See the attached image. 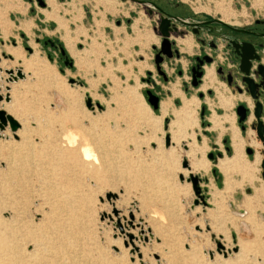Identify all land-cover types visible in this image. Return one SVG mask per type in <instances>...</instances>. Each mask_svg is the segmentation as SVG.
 <instances>
[{
    "label": "rangeland",
    "instance_id": "rangeland-1",
    "mask_svg": "<svg viewBox=\"0 0 264 264\" xmlns=\"http://www.w3.org/2000/svg\"><path fill=\"white\" fill-rule=\"evenodd\" d=\"M243 1L186 2L193 9L195 5H201L196 9L207 7L209 15H219L218 10L223 17L217 7L222 2L226 18L234 15L235 24L244 25L254 14ZM94 2L74 0L69 7L57 4L59 16L72 14L71 6L81 9L84 15L83 23L76 20L67 25L62 18L65 22L61 28L58 26L60 30L53 28L51 19L43 20L40 11L44 6L36 0H13L23 11L9 9L0 17V21L12 23L4 34L0 25V108L20 124L14 132L8 125L0 129V216H6L4 210H8L12 199L20 198L18 189L24 186L23 196L29 199L28 215L38 218L33 207L41 203L31 195L43 194L45 177L50 184L55 182L51 172L42 171L52 165L62 173L70 170L65 166L66 161L69 166V159L61 149L63 133L72 131L78 135L71 147H78L81 133L88 139L100 138L104 147L102 162L100 153L90 144L98 161L89 164L88 172L73 170L56 186L71 190L70 209L60 215L71 217L73 231L79 232L75 238L84 233L91 236L88 246L92 250L105 252L109 260L119 264H264V179L257 148L260 143L255 137L246 140L243 133L239 134V125L232 124L233 117L227 115L223 119L232 124V143L239 151L232 150L229 132L219 139V130L202 131L209 124L204 119L207 112L200 113V101L204 99L217 111L214 95L223 106L231 104L234 96L225 93L226 88L214 78L212 68L208 80L203 77L199 87L189 86L185 91L179 78L172 81L169 65L164 66L167 80L155 66L147 72L153 57L150 44L158 41L152 28L147 31V15L134 17L139 24H134V34L124 28H114L112 34L106 25L115 27V21L121 22L126 10L122 15L116 7L109 15L100 7L94 9ZM160 2L173 9L170 1ZM255 2V6H262L259 13L264 16V0ZM4 4L0 0L1 8ZM48 4L53 2L49 0ZM87 9L91 11V21ZM27 20L31 21L29 33L17 27L20 21ZM80 29L85 35L75 34ZM9 50H14L15 55ZM23 62H29V67ZM16 68L24 77L7 82L4 70ZM146 90L156 94L159 101L162 98L161 108L159 104L152 108ZM6 93L8 101L4 100ZM180 95L182 103L177 98ZM86 97L93 108L86 105ZM184 101L188 103L186 113L175 115ZM218 111L221 114V109ZM220 118L215 113L210 117L213 128L220 124ZM224 120L221 129L226 125ZM18 130L28 136L27 144ZM166 134L168 146L164 143ZM223 139H227L230 153L224 150ZM216 141L224 153L222 157L228 160L225 171L216 164L222 158L214 149ZM6 144L11 145L12 152L4 147ZM209 153L214 154L215 161L207 157ZM235 154L237 157L231 161ZM183 159L188 168L182 166ZM190 174L199 178L204 202L194 203L191 182L185 180ZM237 188H242L241 192Z\"/></svg>",
    "mask_w": 264,
    "mask_h": 264
},
{
    "label": "bare ground",
    "instance_id": "bare-ground-1",
    "mask_svg": "<svg viewBox=\"0 0 264 264\" xmlns=\"http://www.w3.org/2000/svg\"><path fill=\"white\" fill-rule=\"evenodd\" d=\"M3 1L5 2V4L4 6H2V8L0 7V17H2V15L9 9H18L19 11H23L21 7H17V5L13 3V0ZM97 2L104 5V7L107 9L112 6V3L114 1L97 0ZM217 7L224 14L222 19L228 22L231 21L230 18H226V16H228L226 13V5L222 4L221 2L217 5ZM232 22L235 23L236 21L233 20ZM0 25L1 30L4 34L5 32H8L12 23L4 19L0 21ZM17 27H19L20 29H24L27 33H29L31 21H20ZM176 42L178 44L184 45V47H181V49H187L191 45L190 38L184 39L177 37ZM9 51L15 55L14 50ZM23 64L26 67H29L30 65L29 62H23ZM209 68L212 67H206L205 74L203 76L206 80L209 79ZM204 83L205 81L203 82V84ZM187 106L188 103L184 101L183 108L180 110H175V115L180 111H184L186 113V110L184 108H186ZM162 110H164V107H162ZM17 133H19L20 138L22 139V141H24L23 143L27 144L28 139L26 138H28V136L25 135V133L20 132V130H18ZM63 134L65 137L62 136L64 138L61 139L64 147L61 150H63L65 156H67V158L69 159V166L67 165V161L65 162V166L69 167L70 170L66 173H62V171L59 170V167H57L56 165H52L47 170L42 171L44 173L51 172L55 178V182H53V184H50L49 181H46L45 177V180L43 181V194L39 195L35 193L31 195V199L38 200L41 203V206L39 203H37L33 207L35 215H38V218L28 215L30 213L27 209L29 199L27 196H23V193L26 191L24 190V186L18 189L20 198L12 199L10 205L8 206V210H4L6 211V216H0V264H119V261H113L114 259L109 260V257L105 252L100 250H92V248L88 246L90 244V235L84 233L83 237L76 236L75 238V235L79 234V232L76 229H74L73 231L71 217H61L60 215V212H66L70 209L71 190L64 187L57 188V184L62 180V178L68 177L69 175L73 174V170L76 171L77 169H82L88 172L87 168H89V164L98 161V158H94L95 155L92 152L93 149L90 147V144H92L93 147H95V149L100 153L99 159L102 162L105 159L103 154L104 147L99 141L100 138L93 137V139H88L87 136L81 133V141L79 142L78 147L73 148L71 146L75 142L76 135H78V133L67 131ZM4 147L12 152L11 145L6 144L4 145ZM233 147L235 152L239 151L236 144H233ZM236 155L237 154L233 155L231 161L235 160V158L237 157ZM226 160V157L218 158L216 160V164L222 171H225L228 168V160ZM9 163L10 161L7 160L6 164ZM8 166L10 167V165ZM193 166L196 169H200L195 167L196 165ZM89 172L91 171L89 170ZM93 172L94 170H92V173ZM211 189V184H208V190ZM8 194L11 195L10 192ZM72 233L74 234V237L71 236ZM169 255L167 256V260H170ZM164 257L166 258V255H164ZM120 264L125 263H123L122 261Z\"/></svg>",
    "mask_w": 264,
    "mask_h": 264
},
{
    "label": "water",
    "instance_id": "water-1",
    "mask_svg": "<svg viewBox=\"0 0 264 264\" xmlns=\"http://www.w3.org/2000/svg\"><path fill=\"white\" fill-rule=\"evenodd\" d=\"M40 6H44L43 0H36ZM141 4L147 5L146 2L141 0H135ZM157 10H160L158 7H155ZM172 17L170 15L161 16L157 29L160 33V41L158 47L152 46L153 49L157 48V51L153 55V63L156 69V72L162 76L164 80H167L166 73L161 66V62L163 57L168 59L172 58L173 55L178 57V51L174 52L171 50V45L174 44V41L169 39V31L172 27H170V19ZM262 36V35H258ZM50 41V40H49ZM228 43L234 47V52L238 57L237 64L231 69L227 70V85L231 87L234 91L238 93H244L247 95V99H242L235 107L234 111L237 116L238 123L240 124V129L244 130L246 127H250L254 131L255 140L260 143V154H261V162L260 167L262 169L261 175L264 179V65L261 63V58L259 53L256 51V47L247 42L238 43L237 41L230 39ZM51 45L53 42L51 41ZM261 47V45H258ZM27 50L30 51V48L26 47ZM61 54H64V49L60 47ZM3 57L7 55L2 53ZM66 62L72 64L68 58H65ZM203 61L210 62L211 58L207 56H203L202 59H198V63L201 64ZM199 64L196 66L199 67ZM227 68V67H226ZM8 77L6 79L7 82L16 81L24 77L23 72L20 68L13 69H5L4 70ZM234 71V73H232ZM217 73L222 72V67H218L216 69ZM202 70L195 71V68H192V77L196 79V77H200L202 75ZM180 74V71H179ZM234 74V75H233ZM236 77V79L232 82L231 77ZM197 81H192V86L197 85ZM8 87L6 86V89ZM208 93H211L209 90ZM147 100L152 108L156 109L159 104V97L156 94H153L150 90L145 91ZM199 97H202V93L198 94ZM0 100H2V96L0 95ZM4 100L8 101V93L5 94ZM85 103L89 108H93L92 101H90L89 97L85 98ZM95 106L99 109L101 105L99 103H95ZM203 113V108L200 112ZM6 125L9 126L11 131H16L20 124L14 119L11 115L7 114L4 109L0 108V129H3ZM165 146H168L169 143V135L166 134L164 138ZM246 152L248 154L252 153V150L247 148ZM217 156H221L220 152H217ZM207 157L213 161L216 160L213 153H209ZM182 166L188 168V164L186 163V159H183ZM187 182H191L192 189L194 194L196 195L194 199V203H198L199 200L203 201V197L201 195V188L199 186V178L196 175L190 174L186 179ZM220 246V243L218 244Z\"/></svg>",
    "mask_w": 264,
    "mask_h": 264
},
{
    "label": "flooded vegetation",
    "instance_id": "flooded-vegetation-1",
    "mask_svg": "<svg viewBox=\"0 0 264 264\" xmlns=\"http://www.w3.org/2000/svg\"><path fill=\"white\" fill-rule=\"evenodd\" d=\"M131 1L140 4L145 8L146 13L151 18V28L156 35H160L159 31L155 30V28L157 29L158 21L161 16L170 15L172 17L177 18L170 19V27L172 28L169 31V39L171 41H174V44L171 45V50L173 52L177 50L179 56L175 57V55H173L170 59L163 57L161 66L164 69V62H166L167 65L171 66L172 62L170 61L173 60V58L177 59L181 56H184L186 59L184 70L187 77V79L183 83L184 88H186V85L188 84L192 86V81L194 80H196L198 83L196 86L192 87H199L202 83L206 67H209L211 65L215 67V72L218 67H222V72H216V75L220 80L227 84L226 69H231L237 64L238 61V57L234 52V47H232V45L228 43V40L230 39H233L238 43L247 42L253 44L256 47L257 53H259L260 55L261 63L264 65V16L256 17L250 23L241 25L221 20L220 17L217 15H209L203 13L202 11H195L189 5V3L184 2L182 0H168L170 1V3L173 4L172 10L164 7L161 4L160 0H141L146 2L147 5L141 4L135 0ZM155 7H158L160 10H157ZM177 37L184 39L192 37L190 38V40L192 39L191 44L192 42L193 44L192 46L190 45V47L188 48L191 50V53L188 54L186 53V51H180V48L184 47V45H179L176 42ZM219 40L220 42H224L223 48L224 51H226L225 59L221 63L218 62L216 59L218 53ZM153 45L158 47L159 42ZM258 45H261V47H259ZM152 50L154 55V53L157 51V48H152ZM203 56L210 57L211 61H203L201 64H199L198 59H202ZM198 64L199 67L197 68L196 66ZM192 68H195L196 72L202 70V75L200 77H196V79H193ZM177 70L180 71L181 75L182 68H179L178 66ZM232 73H234V71ZM231 78L232 82L236 79V77L234 76ZM244 96V99H247V95L244 94Z\"/></svg>",
    "mask_w": 264,
    "mask_h": 264
},
{
    "label": "crops",
    "instance_id": "crops-1",
    "mask_svg": "<svg viewBox=\"0 0 264 264\" xmlns=\"http://www.w3.org/2000/svg\"><path fill=\"white\" fill-rule=\"evenodd\" d=\"M48 1L49 0H44V9H41L40 15L43 16V20L46 21V22H47V19H51L54 22L53 24H55V25H53V28L55 26L54 29L60 30V29H58V26L60 27V26H62L64 24L63 23V20L64 19H66L67 22L65 24H67V25L70 24V23H73L76 20H79V21H81L83 23L84 15L81 13V9L79 10V8H74L73 9V6H71L72 14L67 15V16L65 15L63 17H62V15H60V16L58 15L59 12L57 13V4H62V5H66L67 7H69V4L68 3L69 2L70 3H72V2L74 3V0H50V3L52 1L53 2V5L48 4ZM182 1L186 2L187 0H182ZM255 1H257V0H244L243 1L245 3L246 7H248L249 12L252 13V14H254V17L251 18V21H253V19L256 18V17H262L263 16V14H260L259 13L263 9L262 6H255V4H256ZM195 6L196 7H201V5L200 6L199 5L198 6L195 5ZM96 7L97 8L98 7L102 8L104 10V12L108 13L109 15H112L110 12H111L112 9H115L116 7H118V8L121 9L119 11H120V13L122 15H123L122 12L124 10H126V15H123L124 18L123 19L121 18V22L119 20H116L115 21V27H110V25H108V24L106 25L109 29H111V33L112 34H113V31L115 30L114 28L118 29V31H120V29L124 28L126 31H129L130 33H133L134 34L133 26H134V24H136L134 17H139V15L142 14V13H144V14L147 15V20H146L147 27H148L147 28L148 29L147 31L149 32L150 31L149 28L151 29V18L146 13L145 8L142 5H140L138 3H135V2H133L131 0H115L114 4L112 6H110L108 9H105L104 5H102V4H98L97 5L96 4V0H95V2H94V9ZM196 7L194 8L195 11H202L203 13H206V14L210 13L208 11V8L207 7H204V8H206V10L204 8L196 9ZM228 7L231 9L230 5H228ZM215 8H216V5H215ZM87 11H88V13H86V14L88 15L87 16L88 19H89L88 21H91L92 20V17H90L91 11L89 9H87ZM216 12L219 14L217 16H219L221 20H224V19H222L221 12L218 11V10H216ZM46 14H50V16H46ZM234 17H235L234 15H232L230 17V20L231 19L232 20L229 21V23H233L232 21H233ZM62 18H64V19H62ZM110 20L111 21H114L113 19H110ZM224 21H226V20H224ZM64 22H65V20H64ZM226 22H228V21H226ZM250 22H247V23H250ZM136 25L139 26V24H136ZM140 25L143 27L144 22L141 21L140 22ZM121 32H122V30H121ZM76 33H79V35H85L84 32L81 29L78 30V32H75V34ZM153 35H155V33H153ZM155 36L158 39V41H157V43H158L159 42V36L160 35L159 36L158 35H155ZM190 38H192V37H190ZM157 43H153L152 42L150 45L152 46L153 44H157ZM192 44H193V42H192ZM192 44H191V46H192ZM179 45H181V44H179ZM223 47H224V42H220V40H219V43H218V53H217V58L216 59L220 63L223 62L224 59H225V52L226 51H224V48ZM180 51H186V53H188V54L191 53V50L188 49V48H187V50L180 48ZM170 62H172V65L171 66H168V70L167 71L170 73V75L172 74V76H173L172 77V81H176V78H179L180 79V82L182 83L181 84V87H183V83L187 79L186 73H185V70H184V65H185V62H186L185 57L184 56H181V57H179L177 59L173 58V60H171ZM165 64L167 65V63L164 62L163 63V66H166ZM150 66L151 67H149V68L146 69L147 72H151L153 70V68H154L153 59H151V58H150ZM178 66H179V68H182V74L181 75L179 74V71L177 70ZM209 67H212V69H213V74L215 75L214 78L215 77L218 78V76L216 75V72H215V67L213 65H211ZM218 80L221 81L223 83V87L226 88L225 89V93H231L234 96V98L231 100V104H228L226 106H223V105L220 104L219 98L217 99L215 97V95H214V101H213L214 104H215V107L214 108H216L217 111L212 110L211 107L209 105H207V102L204 99L203 100L201 99L202 102L200 101L199 105H200V107H203V114L205 113V111L207 112V115L205 117L204 116L203 117L207 121V124H209L205 128H202V131L205 132V133H209V132H212V131L213 132H216V131L219 130V133H218L219 139L222 138V135L224 133L229 132L230 133V136H229L230 137V145H231L232 150H234L233 149V143H232V137H231V131H232L231 130V126H232V124L234 126H236V123L239 125V130H238L239 131V134L240 133L241 134L243 133L245 135L246 140H248V141L251 140L252 137H254V131L250 127H246L244 130L240 129V124L238 123L237 116H236L235 111H234L236 105L242 99L245 98L244 94L243 93L239 94V93L235 92L231 87L227 86V84L225 82H223L219 78H218ZM189 86H191V85L188 84V85H186V88L183 87L184 88L183 91H185V89H187V88H190ZM208 91L209 90H207V92ZM183 94H184V92H183ZM209 94H211V93H209ZM177 98H179V101L181 103L183 102L182 99H181V95L180 96H177ZM161 104H162V98L159 101V106H160L159 108H161ZM218 109H221V114H217V112L219 113ZM214 113L217 116L221 117L220 118V121H219L220 124L217 127H215V128L212 127V121L210 120V117ZM225 115H227L228 117H233L232 124L229 121H226V120L223 119V116H225ZM221 120H224V122L226 124V125L224 124L225 126L223 125L224 128H222V129H221V127H222V125H221L222 124V121ZM223 130H224V132L222 133ZM226 144H228L227 139H223L222 146H223L224 150L226 151V153L227 152L230 153V148ZM213 145L215 146L214 149L217 152H220L221 153V157H222L224 153H222V149L220 148V145L217 143V141L214 142ZM243 146H244V144H243ZM257 148L259 149V148H261V146L260 147L258 146ZM259 153H260V151H259ZM263 184H264V180H263ZM241 189L242 188H237L236 190H237V192L238 191L241 192ZM244 190H248L249 191V188H244ZM263 195H264V193H263Z\"/></svg>",
    "mask_w": 264,
    "mask_h": 264
},
{
    "label": "trees",
    "instance_id": "trees-1",
    "mask_svg": "<svg viewBox=\"0 0 264 264\" xmlns=\"http://www.w3.org/2000/svg\"><path fill=\"white\" fill-rule=\"evenodd\" d=\"M202 123H204V121H202Z\"/></svg>",
    "mask_w": 264,
    "mask_h": 264
}]
</instances>
